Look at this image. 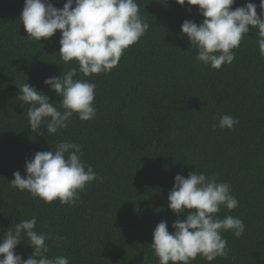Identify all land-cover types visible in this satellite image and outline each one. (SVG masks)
<instances>
[{"label": "trees", "instance_id": "obj_1", "mask_svg": "<svg viewBox=\"0 0 264 264\" xmlns=\"http://www.w3.org/2000/svg\"><path fill=\"white\" fill-rule=\"evenodd\" d=\"M50 2L62 8L67 0ZM136 2L148 30L111 71L85 77L77 61L61 59L59 30L40 41L27 38L20 19L24 0H0V238L35 216V230L51 237L49 258L159 264L151 247L154 229L166 221L171 233L173 222L186 218L168 208L174 177L197 171L230 185L239 206L231 211L222 206L216 215L238 217L246 228L239 238L222 232L227 257L209 262L197 256L190 264H264V56L258 30L249 26L233 49L234 61L217 70L196 59L197 46L181 32L185 20L199 25L204 19L198 6ZM248 2L260 0H236L232 8ZM72 67L74 79L96 85L95 118L82 121L74 114L55 134L43 125L32 131L18 85L27 82L59 109L61 97L44 80ZM225 114L239 120L234 129L219 127ZM62 141L81 145L82 161L98 174L79 193L82 203H45L10 185L15 171L25 175L26 159ZM22 239L15 252L27 259L33 248L23 233Z\"/></svg>", "mask_w": 264, "mask_h": 264}, {"label": "clouds", "instance_id": "obj_2", "mask_svg": "<svg viewBox=\"0 0 264 264\" xmlns=\"http://www.w3.org/2000/svg\"><path fill=\"white\" fill-rule=\"evenodd\" d=\"M235 2L176 0L181 6H198L204 19L199 25L194 20H185L181 32L191 45L197 46L196 59L217 70L234 61L233 49L249 34V26L258 30L257 43L260 55L264 56V0H260L259 5L248 2L233 10ZM20 19L30 39L51 38L59 30L61 59L77 61L85 77L111 71L118 65L123 52L138 42L149 28L139 15L136 0H67L62 8L55 7L50 0H24ZM76 76L77 69L72 67L60 77L44 80V84L61 97L59 109L44 92L27 82L18 85L21 107L29 105L27 116L32 131H39L43 125L48 134H55L68 126L74 114L82 121L95 118L96 85L74 79ZM238 123L237 118L225 114L220 117L219 127L232 130ZM212 127L215 129L217 125ZM81 156V145L62 141L55 150L39 151L33 158L26 159L25 175L17 170L9 183L45 203L56 199L70 206L82 203L79 193L96 180L98 174L92 166L85 165ZM168 201V208L174 214L186 213V218L174 221L175 231L171 233L166 221H161L154 229L151 247L159 264H190L197 256L209 262L227 257L229 249L222 232L231 230L239 238L245 231L242 219L231 215L223 219L217 217L222 206L231 211L239 206V201L231 193L230 185L217 182L215 177L197 171L189 172L187 177L177 174ZM36 225L37 219L33 216L7 230L0 238V264H69L66 256H47L46 240L51 237L38 233ZM22 233L33 248L27 259L15 252L24 240ZM55 239L62 241L64 237L56 236Z\"/></svg>", "mask_w": 264, "mask_h": 264}]
</instances>
